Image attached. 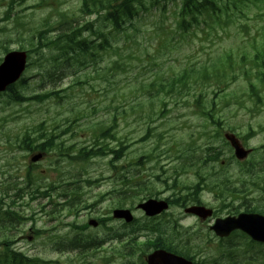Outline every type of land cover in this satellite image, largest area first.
I'll list each match as a JSON object with an SVG mask.
<instances>
[{"label":"rangeland","instance_id":"374dc122","mask_svg":"<svg viewBox=\"0 0 264 264\" xmlns=\"http://www.w3.org/2000/svg\"><path fill=\"white\" fill-rule=\"evenodd\" d=\"M41 1L15 0L13 16L6 18V11L9 10L12 0H0V57L5 55V49L2 48L4 46L9 49H19L21 45L29 47L33 38L36 41L35 27L47 21L53 23L59 18V13H67L68 18L74 19L75 25H81L96 18L95 15L89 17L81 12V0H50V5L32 7ZM18 16L26 25L25 29L14 22ZM144 17L142 21L144 33L136 34V42L125 43L121 40L117 46L100 53L95 66L89 65L87 68H80L77 72L70 70L65 76L60 74L59 77L44 81L41 72L50 64L53 52L45 50L41 53H33L32 60L35 62L27 73L30 77L29 85L21 90L26 95L56 89L66 90L62 93L61 100L52 98L43 102L32 100L19 104L9 101L7 97L0 98V185L12 178L10 174L14 175L17 181L22 180V176L31 164V155L26 157V152L14 147V143L11 142H14L16 137L22 138L28 129L31 130L43 123L48 128L51 123L64 127L68 118L77 120L76 125L71 128V130L77 128V135L74 137L70 132L64 136V139H70L72 135L73 140L79 145H89L94 125L101 122L114 125L116 115L117 137L131 144L123 159L118 161L117 168L111 166L109 160L111 157L95 158L81 166V169L87 170L83 179L93 178L98 179L99 182L85 181L78 186L72 185V182L77 180L75 175L65 176L64 178L67 179L65 182L61 180L60 184L62 182L71 184L80 194H83L80 200L75 201L80 207L78 215L71 216L67 209L60 210V208L57 210L52 208L55 216L42 214L40 207L44 204L47 206L50 199H39L31 204L30 200L28 202L21 200L16 204V207L26 216H31L34 212L38 214L36 222L24 221L19 226L20 233L14 238L15 240L23 238L13 246L24 250L29 256L53 261L61 260L59 264H104L108 256L110 261L114 260L111 264H125V259L120 255L121 241L119 238L112 239V232L106 228V226L118 228L119 225L124 227L121 223L112 221L106 226L89 227L81 231L75 230L69 223L81 225L90 218L107 215L117 203L115 189H124L129 183L123 175L129 177V173L133 171L142 173L147 180L150 176L157 174H161L164 178L163 169H166L167 175L171 176V183L176 176L174 167L180 163V160L185 162L182 157L183 152L189 150L185 158L189 156L192 162H197V159L206 152L208 144L223 145L220 139L211 138L212 135L205 127V120L195 111L193 102L180 100L177 103L170 99H167L165 105L157 99L154 104L150 102L151 97L146 91V85L159 81L160 77L169 78L183 73L185 67L190 65L199 67L218 56L229 55L230 59L240 64L242 69L237 70L239 76L226 91L224 99L226 101L223 103L220 114L225 124L221 130L224 134L225 132L233 133L231 129L241 134H249L251 130H254L248 147L264 145V102L256 106V102H252L248 96L250 80L261 88L264 95V82L257 79L256 72V66L264 60V0L241 9H232L226 26L216 25L214 30L201 27L187 35L170 30L173 24L170 13L165 15L162 12H154ZM53 32L55 34L58 31ZM168 32L174 34V37L164 42L162 39ZM1 44L4 46L1 47ZM78 80L82 81L80 86L75 85ZM109 80L111 81L109 92L114 101L110 112L107 107L112 103L105 101ZM120 97H122L121 100H119ZM137 104L143 105H140V109L134 110L133 106ZM163 106L165 110L160 112ZM153 108L157 112L149 116ZM117 141L113 144H117ZM224 151L226 157L231 156L228 148L225 147ZM260 153L262 151L256 153L254 159L260 157L258 156ZM141 155L147 156L145 164L136 166L135 162ZM53 159L54 155L46 156L39 163V168H36L41 176L40 182L45 187L49 185V182H57L61 179L55 171ZM261 160L258 158L257 163ZM187 162L189 161L185 164ZM60 165L66 166L64 163ZM55 166L58 167V164L56 163ZM230 168L232 173L239 172L234 163ZM73 169L72 165L67 167L69 173ZM122 169H124L123 172ZM179 178L181 188L197 181V175L193 169L188 173H181ZM152 179L156 189L163 192V196L171 195L172 191L168 190L162 181H158L157 178ZM257 199L262 200L261 206H263L262 190ZM203 200L216 208L218 217L228 214V210L223 209V203L219 202L213 193L204 192ZM85 202L93 206L83 209ZM52 207L55 205L52 204ZM49 208L50 206L47 210ZM170 212L166 219L172 212L174 215H179L178 208H173ZM135 213L137 218L143 219L141 210ZM180 222L184 227L191 228L190 232L194 239L187 246L191 254L198 253V248H201L202 253L198 256L200 260L214 259L219 251L213 246L211 238L213 232L209 234L208 226L192 218H183ZM213 222L214 220H211L208 224ZM31 227L44 229V231L56 227L53 233L55 236L50 237V233L44 232L37 240L34 238L30 241L28 236L33 233L30 231ZM119 230H121L120 227ZM82 234L88 236L87 240L83 241L86 245L88 241H92V238L101 241L100 245L87 248L85 256L73 249L58 250L57 244L53 242L56 238L73 239ZM215 242L218 244V241ZM256 264H264V259Z\"/></svg>","mask_w":264,"mask_h":264},{"label":"trees","instance_id":"16d2710c","mask_svg":"<svg viewBox=\"0 0 264 264\" xmlns=\"http://www.w3.org/2000/svg\"><path fill=\"white\" fill-rule=\"evenodd\" d=\"M237 4H246V0H237ZM44 2V1H43ZM166 0H82L83 12L92 13L97 12L99 14L98 23L95 32L92 33L97 36H102V42L91 40V36H85V28L81 26H74L71 22L67 21V15H59V19L53 23L47 21L41 23L34 29V37L36 41L30 42V46L26 47L21 45L22 49H27L30 53L37 52L41 53L45 50L53 52L50 64L45 67L41 72L42 79L52 80L55 77H59L60 74H64V65L69 62L70 66L75 63L78 67H84L89 63L88 57L90 56V63L95 59L96 54L99 53L100 49H107L111 44V39L117 43L116 40L119 35H124L130 28H137V24L142 16L146 13L158 10L161 6L165 8ZM226 2L221 0H182L181 8L174 13L176 18V31L184 33L188 31L191 26H199L200 20L202 18H208L212 20L216 17V14L222 10V5ZM236 4V5H237ZM10 16L7 14V17ZM19 19H17L18 21ZM19 27L25 29L26 26L23 23L18 24ZM111 26L108 32H104V28ZM53 31H58L54 34ZM4 44H1V47ZM6 51L8 48L6 46L2 47ZM86 59V61L84 60ZM32 63L30 64V67ZM257 77L264 81V60L257 66ZM242 67L239 64L232 63L230 56L226 57L224 60L222 57L204 63L200 67L189 66L185 69L182 75L172 76L170 79L164 77L160 78L158 83L151 84V87L157 86V89L150 91L149 94L154 96L155 94L162 93V91L168 93L176 94L177 90L184 87L190 86L191 90L194 92L195 101L200 104V106H206L203 99L204 94L202 91L206 89L205 87H212L210 90L214 94L212 106H210V111L203 110V113L210 119V125L217 127L222 126L221 118H215L214 111L218 106L216 100L222 99L225 95L226 89L233 83L237 78V70H241ZM27 83V80H23L20 84H15L9 88V93L2 94L7 95L10 101L14 103L29 102L32 100L42 102L45 99L52 97H59L60 91H46L40 94H34L27 96L18 87ZM80 82H78L79 84ZM250 97L256 98V102L262 101V96L258 91V86L250 82ZM202 89V90H200ZM182 91V90H181ZM200 92L197 95V92ZM222 93V94H221ZM118 94H120L118 92ZM221 94V95H220ZM250 98V99H251ZM165 99V98H164ZM163 98H160L162 103H165ZM141 106L143 104H140ZM139 104L133 106V109H140ZM221 106V102H220ZM117 116L115 115L114 120L116 121ZM68 122L63 130H60L58 124L50 125V128L46 127L45 124L33 127L31 130H27L22 138L16 137L14 142V147L21 148L26 152V156L33 151H41L45 154H55V162L58 167L55 169L58 171V176L60 181H67L64 177L68 174L67 167L69 165H83L86 161L92 160L96 157L108 156L113 150L114 157L110 161L114 168H117V163L119 159L125 154L128 149L124 140H120V145L111 146L113 140L117 141L116 128L113 126H107L102 124H95L93 135L91 136V146L90 147H77L72 143H67L66 141H60L62 135L73 131L76 135L78 130L71 128L76 125L77 120L67 119ZM64 126V125H63ZM77 130V131H75ZM252 134V133H250ZM227 145V143H226ZM12 146V144H11ZM13 148V146H12ZM264 148V145L262 146ZM223 150L220 147L211 146L207 149V155L205 157V163L197 168V174L201 180L206 181V186L210 188L211 191L219 195L222 201L233 205L235 200L241 202L240 204L233 206L234 209L238 210L240 207L245 206L248 211H260L261 205L257 203H252L248 201H260L257 199L261 190L264 193V156L260 163H257L255 159L246 160L244 162L237 161L230 157L229 159L223 158ZM189 156L186 158L185 162L188 161ZM235 162L238 168V173H232L230 171L231 163ZM142 161V159H141ZM225 161L223 165L222 162ZM185 162L178 169L185 171L187 166ZM61 163L66 166L61 167ZM137 164H142L137 162ZM208 168L214 169L215 171H221L218 175H211L212 173H207ZM177 170V171H178ZM124 171V169H122ZM205 172V173H202ZM80 175V174H79ZM208 177V178H207ZM19 179V177H17ZM140 176L131 175V182L135 186L139 187L142 184V179ZM12 181V182H11ZM40 177L36 174L33 169H28L22 180L17 181L11 178L9 181H4V187H1L0 193V264H41L39 259L30 258L23 252L12 249V245L17 241L15 236L18 234V227L23 223L24 215H22L19 209L13 207L12 204H16L17 201H27L28 198L33 199L36 197L37 193L41 195H49L52 197L55 191H58L60 197H65L66 193L79 194L78 189H72L71 184L61 185L64 188L60 190L57 185H52L49 191H41ZM12 192V201L8 202L5 197L9 196ZM252 195V198L249 197ZM237 198V199H236ZM241 201H238V200ZM18 201V202H19ZM70 205L65 207L73 211L76 207L75 203L72 201L68 202ZM263 211V210H261ZM47 264L46 261H42Z\"/></svg>","mask_w":264,"mask_h":264},{"label":"water","instance_id":"95a60500","mask_svg":"<svg viewBox=\"0 0 264 264\" xmlns=\"http://www.w3.org/2000/svg\"><path fill=\"white\" fill-rule=\"evenodd\" d=\"M27 61V54L23 51H13L9 53L4 62L0 65V91H4L8 85L17 81L25 69ZM231 141L236 149V155L243 159L249 151L236 140L231 137ZM42 157L38 154L33 157L34 161ZM164 203V202H163ZM157 204L153 201L142 205L147 210L149 215L160 213L167 205L166 203ZM188 211L196 212L197 214H204L205 216L211 214L210 211L203 207H192ZM115 217L125 218L127 221H132L133 216L129 210L118 209L114 211ZM92 224L96 225L95 221ZM240 228L250 233L254 238L264 241V216L260 214H240L239 217H228L226 219H219L213 229L222 236L229 234L232 230ZM150 264H176L174 257L166 253L155 254L151 257Z\"/></svg>","mask_w":264,"mask_h":264},{"label":"bare ground","instance_id":"6f19581e","mask_svg":"<svg viewBox=\"0 0 264 264\" xmlns=\"http://www.w3.org/2000/svg\"><path fill=\"white\" fill-rule=\"evenodd\" d=\"M83 248H84V249H86V248H87V246H84Z\"/></svg>","mask_w":264,"mask_h":264}]
</instances>
